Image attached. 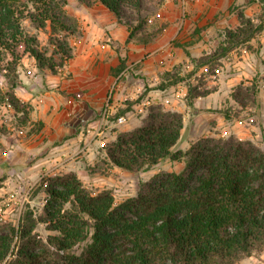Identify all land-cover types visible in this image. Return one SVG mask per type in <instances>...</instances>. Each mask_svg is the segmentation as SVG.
<instances>
[{"label":"trees","instance_id":"1","mask_svg":"<svg viewBox=\"0 0 264 264\" xmlns=\"http://www.w3.org/2000/svg\"><path fill=\"white\" fill-rule=\"evenodd\" d=\"M79 1L88 6L100 3L120 22L125 5L138 4V0ZM67 4L68 0H0V61L8 53L17 66L30 55L41 70L56 74L72 58L68 38L77 31L76 21L66 14ZM27 7L32 9L28 14ZM26 16L38 29L50 22L54 53L42 50L37 36L24 31ZM238 19L240 26L226 30L215 54L191 58L196 71L207 68L215 75L232 50L248 46L264 32V2L260 23L243 10ZM126 26L127 43L139 39L144 30V23ZM60 34L63 40L56 39ZM142 39L148 42L152 36ZM260 92V81L255 79L239 85L232 97L241 108L259 107ZM190 95L195 98L198 93L192 89ZM5 97L27 115L13 92ZM225 116L230 119L227 112ZM183 128L182 114L151 106L140 126L118 133L106 147L109 161L131 174L151 171L168 159L186 163L180 173H160L141 183L138 195L119 205L110 190L94 194L73 172L40 180L35 188L47 198L39 219L27 207L17 224L0 225V264H239L263 254L264 150L231 136L201 138L187 151H174ZM39 223L53 234L42 239L35 232Z\"/></svg>","mask_w":264,"mask_h":264},{"label":"crops","instance_id":"2","mask_svg":"<svg viewBox=\"0 0 264 264\" xmlns=\"http://www.w3.org/2000/svg\"><path fill=\"white\" fill-rule=\"evenodd\" d=\"M251 2L229 0V5L223 6V0L218 3L216 0H195L192 18L183 32L179 33L177 18L171 13L162 22L163 31L152 35L150 41L143 42L139 38L127 43V26L106 7L97 2L88 6L79 0H68L65 11L67 16L75 19L77 30L68 38L72 58L54 74L41 70L33 57L25 55L14 73H0V184H9L15 174L23 182L37 184L47 174L53 176L61 171L73 172L79 180L81 177L88 181L92 179L88 167L96 152H100L98 148L103 140H97L98 136L94 137L93 133L88 135L86 129L88 126L99 128L100 114L108 98L114 107L127 114L134 113L136 106L145 100L166 111L182 114L184 128L175 148L184 138L183 151L197 140L199 129L203 127L209 128L210 134L219 131L221 136L226 135L229 122L223 104L228 102L234 106L235 89L244 82L251 83L252 72L247 73L243 68L255 61L252 52L248 46L232 50L221 60L222 69L228 67L229 59L233 61L229 63L232 69L227 68L230 74L212 81L208 79L206 91L194 84L195 76L202 73H199L200 69L196 71L191 58L213 55L220 44L219 38L225 37L223 31L240 26L238 15L229 12L233 4L249 18L254 12L262 11L259 0ZM172 6V3L168 4L169 10ZM187 28L189 31L193 28L194 39L193 33L187 36ZM42 30H37L41 49L47 43H41V35L49 37L51 25L46 26L44 32ZM215 32V37H207ZM261 54L264 67V51ZM182 66L194 70L189 79H184L183 73H174V69ZM177 78L180 81L174 83ZM192 89L198 93L195 98L190 95ZM8 92H13L25 106L26 116L5 101ZM104 126L99 136L111 128V125ZM238 126L237 122L233 126L238 138H247ZM115 139L113 135L106 142ZM103 151L110 167L108 173L111 172L101 179L104 184L111 183L114 173L134 175L114 166L107 158L106 150ZM73 157L78 161L71 163ZM262 259L264 253L239 264H261Z\"/></svg>","mask_w":264,"mask_h":264},{"label":"rangeland","instance_id":"3","mask_svg":"<svg viewBox=\"0 0 264 264\" xmlns=\"http://www.w3.org/2000/svg\"><path fill=\"white\" fill-rule=\"evenodd\" d=\"M209 1L211 0H208V2ZM218 1H221V0H216L217 3ZM223 2H224L223 6L229 5V0H223ZM263 2L264 0H259V5L263 4ZM169 3L173 4L172 6L173 9L171 10H169V7H168ZM251 3L252 2L250 0V4ZM194 6H195V0H187L185 9L182 8V5L180 4L179 0H138V4H136L134 1L132 3H128L125 5L124 10H123V15H122V23L125 25H131L133 27L139 25V23H144V30L139 35V38H145L147 37V35L156 36L158 32L160 33V31L161 32L163 31V28H164L163 26L164 24L162 23L163 20L166 19L167 17H170L171 13H174L173 15L176 16L177 18L179 33H181L184 31V29L186 28V25L189 24V21L192 18L191 10L194 8ZM25 11L28 14L29 12L32 11V9L27 7ZM240 11L241 9L236 4H233L229 8V12H231V14L235 13L234 15H238ZM260 17H261V12L256 11L252 15V18L257 20L256 23H260V20H259ZM46 25L50 26V22H48ZM22 27L24 31L28 33L29 35L37 36V38L40 36L39 32L37 31L38 28L31 22L30 18L27 16L22 21ZM226 30L228 29H225V31H223L224 32L223 35L225 34ZM42 31L44 32L45 28H43ZM186 31H187V36H191L193 33L192 38L194 39L196 37V33L194 32L193 28L191 31H189L187 28ZM217 32H215V34L213 33L210 36L209 34H207V37L211 39L212 37L216 36ZM51 36L52 34L49 37L41 35V38H42L41 43L47 42L46 46H44L42 50L44 51L47 50L49 54H52L54 53V51H56V48L50 44ZM58 38L63 40L64 39L63 34L56 36V39ZM216 38H219V37L217 36ZM219 39L221 43L225 40V37L222 36V38H219ZM263 40H264V32L260 34L255 40H253L251 44L248 45L249 47L248 50L252 52V55L254 57L253 59H255V61H252V62L250 61L251 63H253V65L250 62L248 63L249 65L246 64V68H243V71L247 73L252 72L249 77V79H251L250 80L251 83L255 81V79L259 80L260 83L261 81H264V76L263 77L260 76L261 73H264L262 54H261V52L264 51V41ZM39 46H40V40H39ZM212 49L214 50L215 48H212ZM59 58L60 56L56 55V59L58 62H60ZM13 61H14V58L10 54L4 53V55L2 56V60L0 61V68H1L0 73H4V72L7 73L8 72L7 70H9L8 73H14V68L16 65L14 66L11 64L13 63ZM232 62L233 61L229 59L228 67L229 66L230 68L232 67V65H230ZM220 64L221 65L214 72L215 75H211L210 72H207V73L203 72L202 71L203 68L200 69L199 73H202V74L195 76V81H194L195 86L196 87L202 86L204 87L203 88L204 90L207 88L208 79L214 80V78L216 77L220 79L221 76L225 78L227 74H230V72L227 71L228 67L224 66V68L222 69L221 67L223 65L221 62ZM253 68L256 69L257 71L256 73L254 72ZM193 71L194 70L192 68H188L186 66L178 70L174 69V73H177V72L183 73L184 79H189ZM219 73H223V75H220ZM257 73H260V74H257ZM243 84L250 85V83H245V82ZM213 87L215 86L213 85ZM259 101H260L259 107H257V105L255 104H250L247 108H241L237 104L232 106L228 102L224 103L223 104L224 108L222 109L225 110V112H227V114H229L230 116V119H227L229 123H228V126L226 127L227 130H229V132H227L226 135L221 136L219 131L217 132L211 131L212 134H210L208 133L209 128L207 129L206 127H203L202 129L197 128L199 129V133L196 139L197 140L201 138H215V139L225 138L227 139L231 136L238 138L236 132L234 131L236 129L233 127L234 124H236L237 122L239 124L238 129H240V131L244 133L247 137V138H242V139L238 138V139L244 140V141H251L264 150V92H260ZM156 105L158 104H155L152 106H156ZM122 111L123 110H120L117 108L116 115L118 113H121ZM148 112H149V109L143 114H138L135 111L134 113H130V114L125 113L124 115H122L125 117V122L122 124H116V123L114 124L113 116H111L109 120L106 122L107 124H105L104 127L111 125V128L106 130L104 134L97 137V140L99 139L103 140L102 146L98 148V151H100L101 153L96 152V155H94L95 157L92 158L91 160L92 164H90V166L88 167L89 175H93L92 179L94 178L96 180L93 181L92 179H90L88 181L87 179H84L83 177H81L80 179L83 185L90 192L96 194L103 190H110L114 195L115 204L119 205L122 202L130 198L136 197L140 189V184L143 182L150 181L156 175L160 173H166V172L180 173L184 171L186 167L185 160H181L179 162L178 161L172 162L171 160L168 159L166 161H163L158 167L153 168L151 171H148V172L137 173V174L130 175V176H123L122 174L114 173L110 184H104L103 181L101 180L103 177H106L108 174L111 173L110 171L108 173V169H110V167L107 164L105 153L104 151L102 153V150L103 149L106 150V147L110 145L113 141L106 142V139L108 137H112L113 135L117 136V134L120 132L130 131L131 129L140 126L143 120L145 119V117L148 115ZM203 130L205 131L204 133H203ZM185 141L186 140L183 138L181 142L179 143V145L177 146V148H175V151L182 150V147L186 145ZM76 160L78 161L77 157L71 158V163L76 162ZM79 161H81V159H79ZM59 173H66V172L61 171ZM50 176H52V174L48 175L47 177H50ZM9 182H10L9 184H6V183L0 184V201L8 199L10 194L14 195L13 197L14 201L11 203L12 206L7 212L4 220L3 221L0 220V225L5 222L17 224L22 214V211H25L27 207H29V209L33 211L34 216L39 219L42 213V209L46 202V198H47L46 194L43 191L38 193L37 189L35 188L36 183H33L32 181L23 182V180L16 174L12 178V180H10ZM29 188L31 189L29 190ZM17 191H20V192L17 194ZM27 191H29L28 196H25L24 193ZM35 232L42 239H46L47 236L53 234L47 229V226L43 223L38 224Z\"/></svg>","mask_w":264,"mask_h":264},{"label":"built area","instance_id":"4","mask_svg":"<svg viewBox=\"0 0 264 264\" xmlns=\"http://www.w3.org/2000/svg\"><path fill=\"white\" fill-rule=\"evenodd\" d=\"M180 1V4L182 5V8H186V4H187V0H179ZM202 71L203 72H209V70L207 69V68H203L202 69ZM5 73V72H4ZM3 74V73H2ZM36 74V73H35ZM35 74H33V76L35 77ZM203 74H205V73H203ZM260 89H261V92H264V81H261V83H260ZM9 105H11L10 104V101H9V99L8 98H6V100H5ZM12 106V105H11ZM152 106V104L150 103V101H143V102H141V103H139L137 106H136V108H135V111H136V113H138V114H143V113H145L150 107ZM116 107H114V105H112L111 103H110V99L108 98V100H107V102H106V104H105V106H104V108H103V110H102V112H101V114H100V118H99V128H97V129H94V128H92L91 126H88V128L86 129V133L89 135V134H91V133H93V136L94 137H97V136H99V134H100V130H101V128L104 126V124L109 120V118L111 117V116H113V117H116ZM125 122V117L124 116H120V117H117V118H115V123L116 124H122V123H124ZM48 176V174L45 176V177H43V178H46ZM42 178V179H43ZM41 179V180H42ZM31 188H29V190H30ZM20 191H17V194L19 193ZM28 192L29 191H27V192H25L24 193V195L25 196H28ZM22 193V192H21ZM16 195V194H15ZM12 197V198H11ZM13 197H14V195L13 194H10L9 195V197H8V199H6V200H2V201H0V220L1 221H3L4 220V218L6 217V214H7V212L9 211V209L11 208V206H12V202L14 201L13 200ZM261 264H264V259H262V261H261Z\"/></svg>","mask_w":264,"mask_h":264}]
</instances>
